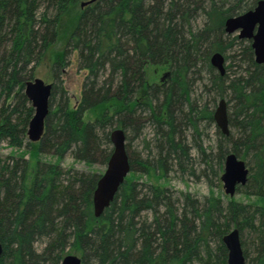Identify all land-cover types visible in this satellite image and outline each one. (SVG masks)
Wrapping results in <instances>:
<instances>
[{"label": "trees", "instance_id": "1", "mask_svg": "<svg viewBox=\"0 0 264 264\" xmlns=\"http://www.w3.org/2000/svg\"><path fill=\"white\" fill-rule=\"evenodd\" d=\"M81 1L0 0V142L24 149L0 155V264H61L67 248L79 251L81 264H226L221 238L233 227L245 263L264 264V64L255 62L250 39L224 31L227 17L258 0H95L77 9ZM200 14L205 21L193 27ZM235 43L246 67L228 78L215 71L210 57L221 52L229 58ZM54 45L60 49L52 59L44 131L29 141L34 110L24 84ZM73 51L86 76L79 101L70 107L59 74ZM147 65L165 68L159 80L146 79ZM202 72L208 91L217 98L228 94L234 131L221 133L214 151L199 140L193 146L212 177L219 178L228 153L243 159L248 179L236 190L254 196L252 201L175 195L165 184L139 180L149 172L165 177L174 167L196 175L186 131L198 139L199 121L213 118L191 97ZM97 106L102 109L84 119ZM146 123L154 131L155 152L143 158L131 154L126 141ZM114 128L124 130L130 174L95 217L92 193L101 174L64 168L59 159L70 153L88 167L104 166ZM42 154L57 160H41ZM41 240L44 246L36 250Z\"/></svg>", "mask_w": 264, "mask_h": 264}, {"label": "rangeland", "instance_id": "2", "mask_svg": "<svg viewBox=\"0 0 264 264\" xmlns=\"http://www.w3.org/2000/svg\"><path fill=\"white\" fill-rule=\"evenodd\" d=\"M77 9L81 7L80 3L75 5ZM205 21V17L203 15H198L197 18L193 21V27H199ZM231 37L237 36V32L229 34ZM238 37V36H237ZM235 43L233 47L228 51L229 58H225L224 74L228 75V78H232L233 76H237L239 74H244V69L246 67V63L242 62V58L240 56V49ZM60 49V46H52L46 53L43 58L40 59L39 63L34 68L33 76L42 79L46 83H53V67H52V59L57 50ZM68 63L60 68L61 72L59 74L61 86L65 90L66 97L69 101V106L73 107L80 99L82 92V84L84 78L86 76V71L84 69H79L76 59V52L73 51L71 55L67 58ZM164 67L157 65H147L146 67V79L148 81H157L161 77L164 72ZM215 71L218 70L215 68ZM106 74V73H105ZM33 77V78H34ZM201 79L196 80L192 87L191 97L196 102V104L200 107L205 106L209 112H214L219 99L223 98L226 102H228V94L221 98H217L212 91H208L206 86L209 84L208 75L206 72L201 73ZM59 93V89L56 90ZM57 96V95H56ZM139 97L143 96V90L138 95ZM56 100V98H55ZM231 105V104H230ZM229 102L227 103V114L230 113ZM53 105H51L52 107ZM102 106H97L91 109H87L84 114V119H92L102 108ZM199 130L201 135L195 137L192 135V131L187 129L186 131V139L188 145L191 146L190 152L193 157V164L195 168L196 175H190L188 172L182 173L177 170L175 167L168 173L167 176L162 177L161 175L154 174L149 172L148 174H142L139 176L140 181H149L158 184H165L168 188L175 192V195H178L179 192H189L191 195L203 199L205 196L209 194H213L215 196L220 197L223 202H227L230 198L247 202L249 200H254L255 197L250 195L246 196L243 192V189L236 190L232 196L224 193L222 182L220 180V175L223 170V165L221 166L220 171L218 170L219 178L212 177L209 171L205 169V163L201 159L200 153L195 149L193 144L199 140L201 145L206 149V151H210L211 149L214 151L217 147V142L220 138L221 131L219 127L216 125L214 119L211 120H200L198 123ZM229 130L234 131L230 125L228 124ZM153 138L154 131L149 123H146L142 132L137 136L131 139H127V146L129 147V152L131 154L139 155L141 157H146L150 154L153 155L155 150L153 148ZM28 139L27 136L25 138ZM24 140V142L26 141ZM148 145V148H146ZM24 149H17L11 147L6 140L0 142V155L7 156L9 154L18 155L23 152ZM150 151V153H148ZM28 159H30V163H33L34 157L31 156V153H27L25 155ZM41 160L54 162L57 158L49 156V155H40ZM59 163L64 168L73 167L77 170L82 171H93L102 173L105 169V165H101L98 162L94 163L92 166H87L82 162H77L73 159L70 153H66L63 158L59 159ZM205 169L206 174H200L199 171ZM130 174V171L128 175ZM127 175V176H128ZM93 211V209H92ZM144 215L150 216L149 212H145ZM244 233V237L247 239L248 234ZM248 241V239H247ZM45 241H37L35 243L36 250H41L44 246ZM66 254H76L79 256V251L73 248H67Z\"/></svg>", "mask_w": 264, "mask_h": 264}, {"label": "water", "instance_id": "3", "mask_svg": "<svg viewBox=\"0 0 264 264\" xmlns=\"http://www.w3.org/2000/svg\"><path fill=\"white\" fill-rule=\"evenodd\" d=\"M95 0H83L80 5L92 3ZM224 31L227 34L237 32L238 38H248L255 62L264 64V0H258L252 9L243 13L229 16L224 21ZM212 67L222 75L225 72V58L221 52H214L210 57ZM52 83L34 77L24 84V93L33 107V115L27 125L26 136L29 141H37L44 131V119L48 113V100ZM213 119L222 134L229 133L226 101L221 98L213 112ZM112 152L105 164V169L97 180L92 193L93 215L98 217L109 205L130 171L128 156L125 149V133L121 128H114L110 132ZM249 168L245 161L235 153L230 152L224 158L223 170L220 175L225 194L232 196L236 187L244 185L248 179ZM226 250V264H246L240 242L239 230L231 228L221 238ZM2 245L0 243V256ZM61 264H81L80 256L66 254Z\"/></svg>", "mask_w": 264, "mask_h": 264}]
</instances>
